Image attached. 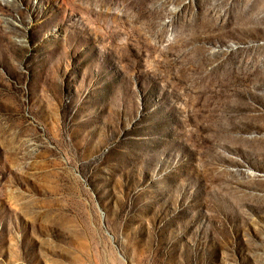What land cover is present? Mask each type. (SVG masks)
<instances>
[{
    "label": "rangeland",
    "instance_id": "374dc122",
    "mask_svg": "<svg viewBox=\"0 0 264 264\" xmlns=\"http://www.w3.org/2000/svg\"><path fill=\"white\" fill-rule=\"evenodd\" d=\"M0 264H264V0H0Z\"/></svg>",
    "mask_w": 264,
    "mask_h": 264
}]
</instances>
